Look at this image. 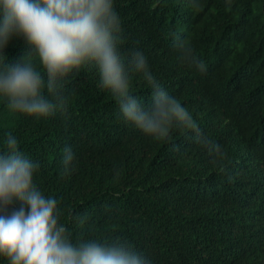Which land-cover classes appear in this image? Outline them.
<instances>
[{"label":"trees","instance_id":"16d2710c","mask_svg":"<svg viewBox=\"0 0 264 264\" xmlns=\"http://www.w3.org/2000/svg\"><path fill=\"white\" fill-rule=\"evenodd\" d=\"M199 3L197 10L191 0H114L117 47L126 65L142 52L183 106L214 96L211 120L199 127L226 152L223 161L214 163L190 131L176 128L157 142L126 122L94 65L64 81L66 112L36 119L13 113L0 97V154L11 134L39 163L34 183L57 200L59 223L74 243L119 240L152 264H264V0ZM177 35L188 38L204 73L159 59L156 49ZM26 51L14 37L0 63ZM142 77L130 73V91L147 106L153 90ZM65 147L75 157L68 174ZM20 207L16 201L0 214ZM0 264L9 262L0 257Z\"/></svg>","mask_w":264,"mask_h":264},{"label":"clouds","instance_id":"9594fccd","mask_svg":"<svg viewBox=\"0 0 264 264\" xmlns=\"http://www.w3.org/2000/svg\"><path fill=\"white\" fill-rule=\"evenodd\" d=\"M191 5L197 10L201 6L199 0H191ZM121 31L114 0H0V55L6 56L4 50L14 37H22L29 49L18 60L0 63V97L13 113L36 119L66 112L70 101L64 94V81L74 70L94 65L102 87L117 101L126 122L157 142H167L173 129L190 131L215 157L214 163L223 161L226 152L199 127L211 120L214 96L197 95L183 106L164 90L169 83L153 76L142 52H132L126 65L117 47ZM156 50L161 61L176 58L201 73L206 71L186 37L177 35ZM131 72L142 74L151 86L150 105L131 94ZM4 146L0 213L16 201L21 207L10 215L0 214V257L9 264H152L119 240L74 243L59 223L57 200L45 197L34 183L39 163L19 151L18 140L11 134ZM63 152V173L68 174L75 168V157L70 147Z\"/></svg>","mask_w":264,"mask_h":264},{"label":"bare ground","instance_id":"6f19581e","mask_svg":"<svg viewBox=\"0 0 264 264\" xmlns=\"http://www.w3.org/2000/svg\"><path fill=\"white\" fill-rule=\"evenodd\" d=\"M243 152V151H242Z\"/></svg>","mask_w":264,"mask_h":264}]
</instances>
